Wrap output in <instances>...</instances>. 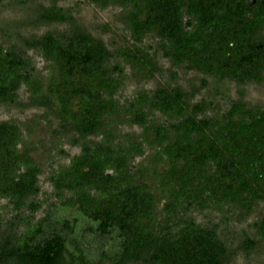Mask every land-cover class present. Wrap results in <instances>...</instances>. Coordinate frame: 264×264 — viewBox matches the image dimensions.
<instances>
[{"label":"trees","instance_id":"1","mask_svg":"<svg viewBox=\"0 0 264 264\" xmlns=\"http://www.w3.org/2000/svg\"><path fill=\"white\" fill-rule=\"evenodd\" d=\"M94 3L120 9L126 45L111 52L81 31L29 37L26 49L48 63L45 77L0 46V103L17 104L23 84L25 106L45 110L79 147L50 179L58 202L50 214L63 213L34 225L25 220L21 237L1 236L0 264H227L230 251L216 229L195 225L187 213L233 210L240 218L264 201V107L235 100L203 116L209 104L190 105L193 94L178 87L141 92L121 106L114 97L121 68L105 64L117 56L136 77H152L160 71L155 54L137 46L151 34L173 66L238 85L260 83L264 44L256 35L264 29V0ZM71 20L55 4L34 16L41 23ZM153 112L166 121L148 122ZM124 122L141 131L117 141L115 125ZM28 144L19 125L0 121V199L32 214L39 204L26 201L39 190L40 170ZM143 146L151 150L148 166L133 165ZM252 227L254 238L244 234L241 241L247 253L264 243V214Z\"/></svg>","mask_w":264,"mask_h":264},{"label":"rangeland","instance_id":"2","mask_svg":"<svg viewBox=\"0 0 264 264\" xmlns=\"http://www.w3.org/2000/svg\"><path fill=\"white\" fill-rule=\"evenodd\" d=\"M55 4L69 16L71 21L41 23L34 22L35 11ZM123 24L118 7L99 8L94 0H0V46L3 49H12L22 58L29 61L28 67L41 77L48 71L45 62L34 49H26L24 41L32 36L51 34L58 38H65L76 31L86 32L100 39L109 51L126 45L121 39ZM264 44V29L256 35ZM159 40L148 34L137 45L150 54L154 59L159 72L150 78L143 79L135 76L129 65L123 63L119 57H112L106 66L117 65L121 68L120 77L122 86L114 95L121 106H126L136 94H150L160 87H178L189 97V104L196 105L208 103L203 116H215L226 109L229 102L240 100L248 106L264 107V71L260 83L247 82L241 85L229 80H216L212 77L188 70L183 65L173 66L171 62L162 57L159 49ZM198 91L194 94V91ZM16 103H0V121H8L20 126L21 134L26 143H29L33 156L39 166L38 192L30 197L26 204L38 203L39 208L32 214L24 206L15 211L11 202L0 199V237H21L25 232V220L34 225L39 220L49 216L63 213L59 208L53 212L57 196L50 179L54 172L67 165L69 157L79 152L78 146H71L70 134L62 133L57 123L45 113L42 108L28 107V92L23 84L16 92ZM147 121L160 123L166 121L158 112L150 113ZM115 134L119 135L117 141H123L128 134H139L141 129L135 125L124 122L116 124ZM27 128H31L27 136ZM27 132V133H26ZM93 142L100 140L99 136L89 138ZM28 144V145H29ZM20 148V147H18ZM151 150L143 146V154L135 157L133 165L148 166L146 159ZM27 206V205H26ZM57 209V206L56 208ZM264 214V201L259 202L248 216L239 218L236 211L225 210L216 212L212 210H190L187 215L195 225L203 228H215L218 239L230 251L227 264H264V243H258L253 252L242 249L243 235L254 238L252 224ZM238 216V217H237ZM2 237V238H3ZM0 238V241H2Z\"/></svg>","mask_w":264,"mask_h":264}]
</instances>
